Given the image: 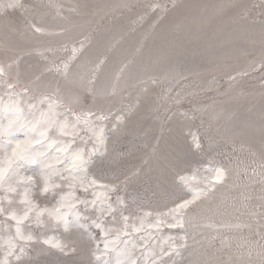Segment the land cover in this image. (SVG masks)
I'll list each match as a JSON object with an SVG mask.
<instances>
[{"label": "rangeland", "instance_id": "rangeland-1", "mask_svg": "<svg viewBox=\"0 0 264 264\" xmlns=\"http://www.w3.org/2000/svg\"><path fill=\"white\" fill-rule=\"evenodd\" d=\"M43 98L77 124L86 171L66 172L68 136L28 153L31 168L3 143L8 124L35 138L25 125ZM10 100L24 123L2 114ZM80 175L114 187L104 227L136 264H264V0H0V208L22 215L25 195L40 209L71 193L89 217L68 232L25 222L68 254L37 242L17 264H92L104 237L85 208L99 189L81 191ZM46 181L60 186L43 196ZM15 228L0 215V259Z\"/></svg>", "mask_w": 264, "mask_h": 264}, {"label": "snow or ice", "instance_id": "snow-or-ice-1", "mask_svg": "<svg viewBox=\"0 0 264 264\" xmlns=\"http://www.w3.org/2000/svg\"><path fill=\"white\" fill-rule=\"evenodd\" d=\"M40 104H47L46 109H41L39 107L33 106L34 112H38L39 115L35 116L33 120L29 121L27 125H25L29 132L34 135V139L23 145H18L16 148V152L18 154H28L33 152V150H37L41 145H45L48 140H51L54 135L59 136H68L69 139L66 143V146L61 149V151L65 153H69L68 159V167L66 169L67 173H74L77 170H81L82 172L86 171L84 165L85 161V153L83 149H77L73 151V144L75 142V137L79 136L80 133L77 131V124H70L67 121H60L57 119V114L55 111V106L48 102L47 98H43L39 101ZM103 119V117H101ZM122 119V118H121ZM85 131L90 133V137L93 138L94 143L96 145H103L104 141L102 139L103 128H101L98 132L94 131L93 126L88 122H84ZM51 147V145H49ZM96 149L92 148L88 152V156L91 157L95 153ZM39 157L41 159L47 157V153L41 151L39 153ZM60 164H63L64 161H59ZM71 179L75 180L77 183L81 185V191H88L89 188L95 187L99 189V191L95 192L93 195V199L87 202L85 211L86 212H95L96 219L92 221L93 226L102 233L103 240V248L97 246L93 251V262L92 264H113V261L107 259L109 253H114L116 256V264H136L134 259H131V251L120 249L117 251V242L120 241L119 233L116 236V239H109L108 237L111 235V230L106 229L104 227V217L106 215H113L117 208L113 206L111 202L110 193L114 191V187L106 186L100 184L95 181L94 178H90L85 181V176H71ZM30 180H34V177H29ZM217 182L222 179V174L218 170L217 176L214 178ZM60 185L58 183H51L46 181L45 187L42 192L43 196L49 195L50 191H54ZM74 187L75 184L70 185ZM199 193H196L193 199L199 198ZM21 203L25 205L24 211L22 215H17L14 212H5L3 208H0V215H7V218L15 221V240L13 243L10 240L7 244V247L4 250V258L0 259V264H17L20 260L21 256L25 254V247L30 244L40 243L48 248L55 249L57 251L67 252V244L59 239L57 236H48L37 239L34 235L29 232L25 235L21 231V225L25 222H34L36 227H44L45 225H51L53 228H61L63 231L68 232L71 230V226L73 223H78L82 218L88 219L89 217L84 216L78 209L81 204L85 202L83 200L75 199L74 194H69L67 196H62L60 202L52 208H40L37 209L36 204L32 203L28 200L25 195L24 199L21 200ZM121 207H123V202H118ZM191 203V201H186L185 204ZM183 205H181L182 207ZM121 219L124 222L125 226V235L127 233L128 227V219L127 216H122ZM143 228V220H141V227H133L134 232H139ZM88 239L95 243V236L92 233H89ZM23 245V246H22ZM18 249V253H17ZM71 251H75L73 248ZM13 257L15 258L13 260Z\"/></svg>", "mask_w": 264, "mask_h": 264}, {"label": "bare ground", "instance_id": "bare-ground-1", "mask_svg": "<svg viewBox=\"0 0 264 264\" xmlns=\"http://www.w3.org/2000/svg\"><path fill=\"white\" fill-rule=\"evenodd\" d=\"M35 29V28H34ZM41 33V30L39 28H36L35 32ZM81 45V44H80ZM79 46V45H78ZM73 49V48H72ZM77 49V48H76ZM75 49V50H76ZM74 51V50H73ZM72 58V57H71ZM48 102L52 103L54 106L58 103L57 101H55L54 99H49ZM60 105V104H59ZM57 105V106H59ZM11 112V113H10ZM3 115L6 116V118L9 119H21V123H24L23 121V114L21 113V110L18 109L12 102L11 100L8 101V107L7 108H3ZM13 128H10V125L8 124V126L4 129L3 133H4V142L5 145H7V147L10 149L11 154L13 156H17L20 158V160H22V162L28 166V167H32L33 166V161H34V157L30 154H18L16 152V148L18 145H23L24 140L22 138L19 137H15L14 134L12 133ZM49 145H53V143L51 141H48L46 143V147H49ZM86 165V163H85ZM84 165V166H85ZM80 170H77L76 172H78ZM75 173V172H74Z\"/></svg>", "mask_w": 264, "mask_h": 264}]
</instances>
